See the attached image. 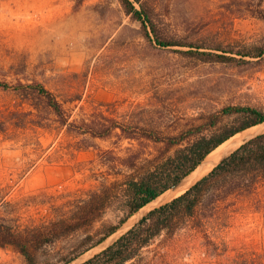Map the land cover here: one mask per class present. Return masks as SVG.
I'll use <instances>...</instances> for the list:
<instances>
[{"label":"rangeland","instance_id":"obj_1","mask_svg":"<svg viewBox=\"0 0 264 264\" xmlns=\"http://www.w3.org/2000/svg\"><path fill=\"white\" fill-rule=\"evenodd\" d=\"M77 1L0 0V72L25 59L28 72L61 98H79L67 104L73 117H88L95 107L109 104L119 118L160 124L167 133L180 132L200 122L202 112L228 104H264V62L202 61L179 51L188 47H163L142 36L139 23L117 0H84L75 8ZM151 1L158 6L161 31L168 38L186 34L234 46L264 39V19L247 11L230 16L224 11L229 0ZM13 101L0 90V108ZM81 138L57 122L29 130L27 141L0 135V192L24 201L42 191L59 194L97 187L91 171L97 149L78 148ZM89 139L102 148L111 146L110 140ZM179 187L71 264L113 242L148 210L180 193ZM23 210L24 216L47 213ZM106 218L117 220L118 215L110 210ZM250 249L264 250V210L236 213L212 237L188 228L173 236L164 234L144 254L154 264H233L239 252ZM0 264L25 262L12 250L0 248Z\"/></svg>","mask_w":264,"mask_h":264},{"label":"trees","instance_id":"obj_2","mask_svg":"<svg viewBox=\"0 0 264 264\" xmlns=\"http://www.w3.org/2000/svg\"><path fill=\"white\" fill-rule=\"evenodd\" d=\"M83 1L78 0L75 8ZM117 1L139 23V33L160 46L188 47L179 51L207 62H264V39L234 46L186 34L168 38L161 31L156 2ZM263 1L229 0L224 11L230 16L247 11L264 19ZM0 90L14 99L0 108V135L27 141L29 130L57 122L82 136L78 148L97 149L91 161L92 176L98 182L93 189L42 191L24 201L8 199L7 193L0 192V248L19 254L25 264H71L181 182L230 137L264 122V104L250 102L202 112L200 122L177 133H167L153 122L121 119L109 104L95 107L88 117L75 118L67 104L79 98H61L28 72L25 59L1 70ZM90 137L110 140L111 146L102 148ZM25 207L47 213L24 216ZM247 209L264 210V132L243 142L183 192L148 210L113 242L77 264H154L144 250L160 236H173L184 228L216 236L236 213ZM110 210L117 213V220L106 218ZM233 264H264V250L241 251Z\"/></svg>","mask_w":264,"mask_h":264},{"label":"bare ground","instance_id":"obj_3","mask_svg":"<svg viewBox=\"0 0 264 264\" xmlns=\"http://www.w3.org/2000/svg\"><path fill=\"white\" fill-rule=\"evenodd\" d=\"M260 132H264V122L259 123L257 125H254L252 127H249V128H247V129H245L243 131L238 132L234 136L230 137V139L226 140L224 143H222L220 146H218L215 150H213L206 157V159L197 167V169H195L191 174H189L186 178H184L181 182H179L173 188H171L167 192L163 193L162 195L157 197L155 200L151 201L145 207L141 208L131 218H129V220L124 224V226H126L128 224V222H130V220L133 219V217L135 218L136 215H138L147 206H149L150 204L154 203L155 201L161 199L164 195H166V194L168 195L169 194L168 192L171 191L172 189H174L175 187L178 186V188H180L179 186L182 185L181 190H177V191L180 192V193L183 192L185 190V187L187 188V186L189 184L191 185L193 182H195L196 180L201 178V176L205 175L217 163H219L225 156L230 154L234 149H236L243 142H245L247 139L252 137L255 133H260ZM177 194H179V193H176V195Z\"/></svg>","mask_w":264,"mask_h":264}]
</instances>
